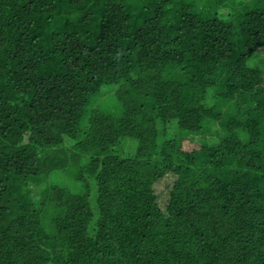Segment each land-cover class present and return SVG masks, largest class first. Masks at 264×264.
<instances>
[{
	"label": "trees",
	"instance_id": "obj_1",
	"mask_svg": "<svg viewBox=\"0 0 264 264\" xmlns=\"http://www.w3.org/2000/svg\"><path fill=\"white\" fill-rule=\"evenodd\" d=\"M0 264H264V0H0Z\"/></svg>",
	"mask_w": 264,
	"mask_h": 264
},
{
	"label": "rangeland",
	"instance_id": "obj_2",
	"mask_svg": "<svg viewBox=\"0 0 264 264\" xmlns=\"http://www.w3.org/2000/svg\"><path fill=\"white\" fill-rule=\"evenodd\" d=\"M114 91H116V87H105V88H103V92H104L105 94H109V93L114 92ZM103 108H105L106 110L113 109L112 102L106 100V101L103 103ZM172 179H173V177L169 176V177H167L165 180H166L167 183H170V182L172 183ZM165 187H166L165 181H162L161 183H159V184L157 185V192H158V193H163V192H165ZM164 194H165V193H163V195H164ZM161 202H162V205L165 204V203H163V200H161Z\"/></svg>",
	"mask_w": 264,
	"mask_h": 264
}]
</instances>
